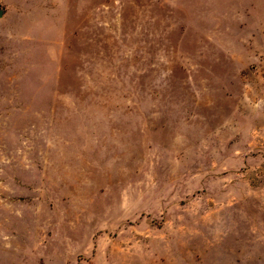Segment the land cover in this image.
I'll use <instances>...</instances> for the list:
<instances>
[{"label": "rangeland", "instance_id": "rangeland-1", "mask_svg": "<svg viewBox=\"0 0 264 264\" xmlns=\"http://www.w3.org/2000/svg\"><path fill=\"white\" fill-rule=\"evenodd\" d=\"M0 13V264H264V0Z\"/></svg>", "mask_w": 264, "mask_h": 264}, {"label": "water", "instance_id": "water-1", "mask_svg": "<svg viewBox=\"0 0 264 264\" xmlns=\"http://www.w3.org/2000/svg\"><path fill=\"white\" fill-rule=\"evenodd\" d=\"M0 15H1V13H0Z\"/></svg>", "mask_w": 264, "mask_h": 264}]
</instances>
